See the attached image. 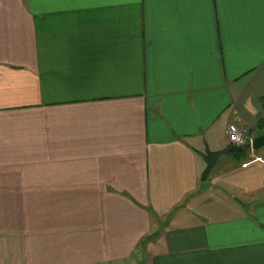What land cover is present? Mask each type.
Returning a JSON list of instances; mask_svg holds the SVG:
<instances>
[{"label": "crops", "instance_id": "0c3cea01", "mask_svg": "<svg viewBox=\"0 0 264 264\" xmlns=\"http://www.w3.org/2000/svg\"><path fill=\"white\" fill-rule=\"evenodd\" d=\"M229 124L264 0H0V264H264V148L202 181Z\"/></svg>", "mask_w": 264, "mask_h": 264}, {"label": "water", "instance_id": "95a60500", "mask_svg": "<svg viewBox=\"0 0 264 264\" xmlns=\"http://www.w3.org/2000/svg\"><path fill=\"white\" fill-rule=\"evenodd\" d=\"M246 148H250L252 151H257L260 148H264V133L254 137L247 145L243 146ZM243 147H235L232 145L227 146L218 151H210L208 148H205L202 153H200L201 158L205 162V169L202 173V181H205L210 174L214 164L220 156H223L230 152H239Z\"/></svg>", "mask_w": 264, "mask_h": 264}, {"label": "built area", "instance_id": "2783aa9c", "mask_svg": "<svg viewBox=\"0 0 264 264\" xmlns=\"http://www.w3.org/2000/svg\"><path fill=\"white\" fill-rule=\"evenodd\" d=\"M228 143L235 147H243L247 145L249 141L248 130L245 128L238 127L236 124H229L226 131ZM251 141V140H250ZM253 161H256V158H252ZM244 164L243 166H246Z\"/></svg>", "mask_w": 264, "mask_h": 264}, {"label": "rangeland", "instance_id": "374dc122", "mask_svg": "<svg viewBox=\"0 0 264 264\" xmlns=\"http://www.w3.org/2000/svg\"><path fill=\"white\" fill-rule=\"evenodd\" d=\"M249 159H250V157H249ZM243 160H246L245 158L243 159ZM243 185V184H242ZM245 187H242V189L245 191L246 190V187H248V188H250L249 186H246V185H244Z\"/></svg>", "mask_w": 264, "mask_h": 264}]
</instances>
